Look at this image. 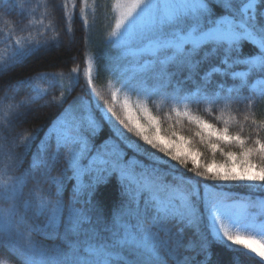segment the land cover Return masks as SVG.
Instances as JSON below:
<instances>
[{
    "label": "snow or ice",
    "instance_id": "snow-or-ice-1",
    "mask_svg": "<svg viewBox=\"0 0 264 264\" xmlns=\"http://www.w3.org/2000/svg\"><path fill=\"white\" fill-rule=\"evenodd\" d=\"M26 7L6 0L0 14ZM36 7L49 24L15 40L9 32L0 52V249L18 264H264V200L228 191L264 188V118L253 112L264 100V0H114V23L99 31L109 7L100 0ZM94 33L109 51H95ZM62 36L69 47L82 43V84L79 65L11 75ZM94 73L107 78L108 96ZM192 104H243L254 127L231 134L234 117L217 128L191 115ZM150 105L198 130L166 134ZM51 107L49 124L24 127ZM197 139L212 159L201 162Z\"/></svg>",
    "mask_w": 264,
    "mask_h": 264
},
{
    "label": "trees",
    "instance_id": "trees-1",
    "mask_svg": "<svg viewBox=\"0 0 264 264\" xmlns=\"http://www.w3.org/2000/svg\"><path fill=\"white\" fill-rule=\"evenodd\" d=\"M6 0H0V7L3 6V3ZM46 0H15V3L19 5H26V10L23 16L20 14L19 10L9 15L0 14V52L4 51L5 48V39L9 32L13 35V40L20 37H28L30 34L35 35L37 31H43V25L49 24L47 19H43L41 17V12L43 9H38L36 6L38 4L45 3ZM101 3L107 4L109 7L102 14H98L97 16V31L103 30L107 28L109 24L114 23V13L111 10V5L114 0H100ZM93 3V0H89V5ZM73 27L76 29L75 35L76 38L82 36L81 25L80 22L77 21ZM20 29H24V31H20ZM62 31L61 29H58ZM51 35V33H49ZM67 36H62V43L57 47L53 45L50 50L42 56L39 60L32 62L29 65H26L24 68H17L11 73V75L16 76H25L31 75L37 69H44L48 71H60L64 72L69 71L72 67L80 66V79L81 84L83 83V48L81 44H75L72 47L68 46ZM92 44L96 52L101 53L104 45L98 39V35L94 33L92 37ZM75 58V60L73 59ZM56 65L55 68H49L48 65ZM237 70H243L237 69ZM258 77L252 76L249 80V83H253ZM107 78L104 77V74L101 73L99 76H96V84L100 87L101 92L108 96L107 92ZM59 94V92L55 93ZM80 87L77 86L75 91L72 93V97L79 95ZM71 99V97H70ZM151 111L153 115H157L161 119L162 128L166 134H170L172 130L177 131L179 134L184 135L185 137H193L195 132L198 130L197 126L190 122L187 117L181 116L177 117L175 113H169L168 107L165 105L162 108H157L155 105H150ZM189 108L194 112L196 117L204 119L209 123H212L217 128H223L224 123L223 119H227L229 116L234 117L235 119L228 125L229 132L231 134L241 133L243 136H247L249 132L252 131L254 126L250 125V122L244 121V115L246 113V108L243 104L241 105H233L230 111L221 112L220 107L216 106L215 110L211 112L205 111V105L201 104L199 106L192 104ZM255 114V118L259 121L261 118H264V100L259 102L255 109H253ZM58 114V109L56 107L46 108L37 114L35 119L30 120L28 124L24 127L34 128L38 125H47L51 122V120L55 119ZM218 116H222V119H217ZM179 119L180 123L177 124V120ZM241 128L243 131L241 132ZM104 135H107V129H105L104 134L99 139H103ZM254 135V133H253ZM261 136H264V132L260 133ZM198 148L203 153L202 161H208L213 158L212 153L206 148V146L199 144L198 139L193 145ZM231 147L233 151H239L238 145L225 146ZM218 162H222L224 157L220 155L219 152L215 154L214 157ZM186 176H191V173H184ZM228 191H230L235 196H249L254 199L256 196L264 197V188L250 190L241 185H228ZM67 200V198H66ZM35 239L41 240L45 244H51V241H45L40 237H34ZM216 258L222 261H227L230 258V254L227 250L222 248L216 249ZM0 264H18L16 258L7 252L4 249H0Z\"/></svg>",
    "mask_w": 264,
    "mask_h": 264
},
{
    "label": "rangeland",
    "instance_id": "rangeland-1",
    "mask_svg": "<svg viewBox=\"0 0 264 264\" xmlns=\"http://www.w3.org/2000/svg\"><path fill=\"white\" fill-rule=\"evenodd\" d=\"M105 51H109V50H107V49H105V47L102 49V52L101 53H103V52H105ZM94 77L96 78V74L94 73ZM255 82V81H254ZM253 82V83H254ZM107 92L108 93H110V86H109V83H108V81H107ZM96 86H97V89L98 90H100V87L96 84ZM101 91V90H100ZM102 94H104L103 92H101ZM105 95V94H104ZM135 97H133V101H135ZM181 112H183L185 109L183 108V106H181V108L179 109ZM188 111L190 112V114L191 115H193V116H195V114H194V112L190 109V108H188ZM184 117H186V116H184ZM249 196H240L239 198H240V200H241V202H245V200H246V198H248ZM252 200H264V197H262V196H256L254 199H252ZM248 211L249 212H251V213H255V212H258L259 211V207L257 206V207H255V208H249L248 209Z\"/></svg>",
    "mask_w": 264,
    "mask_h": 264
}]
</instances>
